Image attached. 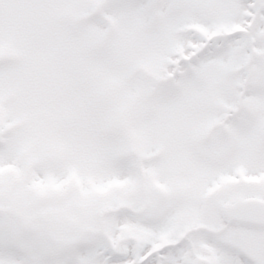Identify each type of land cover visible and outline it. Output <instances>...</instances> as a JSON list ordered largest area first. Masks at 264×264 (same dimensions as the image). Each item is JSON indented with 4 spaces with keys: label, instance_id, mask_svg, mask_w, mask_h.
I'll use <instances>...</instances> for the list:
<instances>
[{
    "label": "snow or ice",
    "instance_id": "6c2138e0",
    "mask_svg": "<svg viewBox=\"0 0 264 264\" xmlns=\"http://www.w3.org/2000/svg\"><path fill=\"white\" fill-rule=\"evenodd\" d=\"M0 264H264V0H0Z\"/></svg>",
    "mask_w": 264,
    "mask_h": 264
}]
</instances>
